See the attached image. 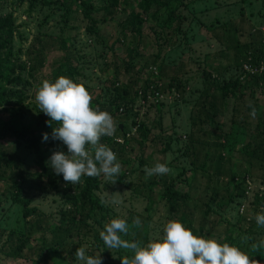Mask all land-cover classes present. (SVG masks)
Segmentation results:
<instances>
[{"label":"rangeland","instance_id":"rangeland-1","mask_svg":"<svg viewBox=\"0 0 264 264\" xmlns=\"http://www.w3.org/2000/svg\"><path fill=\"white\" fill-rule=\"evenodd\" d=\"M0 7V56L9 60L5 65L15 79L2 83L14 91L1 97L0 118L40 137L48 163L53 152L67 154L66 145L51 138L58 124L40 112L35 95L71 62L68 78L84 85L92 107L110 113L118 125L101 143L116 154L121 172L115 184L97 176L94 196L123 200L92 214L88 231L56 242L54 233L70 208L67 193H77L83 179L73 186L51 167L47 178L40 176L29 143L2 139L0 264H80L74 254L81 246L107 264H121L120 258L134 253L108 249L100 238L116 218L129 225L122 238L141 246L162 238L167 222L177 220L194 235L239 247L257 261L252 245L264 241V227L255 220L264 209V159L243 149L264 127V59L250 64L248 44L264 45V0H0ZM4 22L11 23V34ZM246 80L254 90L244 87ZM228 85L227 97L206 96L213 86ZM218 135L224 146L215 153ZM251 148L264 154V146ZM9 159L22 162L24 175L33 174L22 198L38 210V220L25 216L13 199L22 181ZM157 163L172 171L146 179L145 166ZM166 187L189 199L170 198ZM172 206L179 209L172 213Z\"/></svg>","mask_w":264,"mask_h":264},{"label":"clouds","instance_id":"clouds-1","mask_svg":"<svg viewBox=\"0 0 264 264\" xmlns=\"http://www.w3.org/2000/svg\"><path fill=\"white\" fill-rule=\"evenodd\" d=\"M35 100L40 112L58 124L51 138L61 141L67 147V154L56 151L50 156L49 163L54 173L62 175L63 180L73 186L82 183L84 176L101 175L115 184L122 166L116 154L101 143V139L105 136L113 137L118 125L110 113L100 110L98 106L92 107L93 97L87 88L60 76L55 82L43 81ZM255 113L256 109L253 108V117ZM48 139L49 135L44 133L43 141ZM171 171L165 163L144 168L146 179L154 175H166ZM101 203L119 206L123 200L112 196L110 201L102 200ZM255 220L259 227H264V209L256 215ZM133 224L139 226V218ZM163 233L162 238L141 246L137 240L122 238L130 234L129 225L125 219L116 218L104 225L100 238L108 249H124L134 253L131 258H120L121 264H259L239 247L198 237L177 220L167 222ZM259 247H264V241L252 245L254 250ZM74 255L80 264H103L100 254L88 255L83 246L78 247Z\"/></svg>","mask_w":264,"mask_h":264},{"label":"trees","instance_id":"trees-1","mask_svg":"<svg viewBox=\"0 0 264 264\" xmlns=\"http://www.w3.org/2000/svg\"><path fill=\"white\" fill-rule=\"evenodd\" d=\"M156 2L159 4V0H156ZM87 7H91L89 4H87ZM2 7H0V10ZM2 28L5 29L9 34H11V23L4 22L2 25ZM256 43L253 45L252 43H248L249 47L251 49V57L252 59L249 60L250 64H258L260 59H264V45L262 41H255ZM234 50L236 48L234 47ZM246 52H248L247 48L245 49ZM41 58L43 60L44 52L43 50L40 52ZM237 59L240 58V54H236ZM9 60L7 58H1L0 56V99L3 96L8 95L10 92L14 91L13 87L7 88L5 87L3 82L13 85L15 79L12 78L11 73L13 74L14 70L7 67L5 63H8ZM74 73V68L72 67V63L69 61H66L65 64H62L58 67V69L55 70V80L59 78L60 76L64 77H71ZM234 87V85H232ZM250 87L254 90V87H252L248 81L246 80V83L244 87ZM40 87V86H39ZM212 88L214 92L207 91L206 96L208 98L212 97L213 99L219 97V98H225L227 97V92L231 93V87L230 85L221 87L219 86H213ZM211 89V90H212ZM221 91L222 93H220ZM219 92V93H218ZM9 98V97H7ZM221 102V101H220ZM217 114V113H216ZM215 114V115H216ZM210 115V114H208ZM4 121L0 118V142L2 139H5L9 136L15 137L19 140H24L26 143H29L35 153V157L37 160V163L40 167L39 173L40 176L48 177V169L50 168V163L47 162L46 156L44 152L42 151L41 145H40V137H32L29 135L30 133L26 131L28 128H25L22 130V126L19 124H14L11 119H5ZM46 133L43 131V134ZM255 136L251 135L249 137V145L244 147L243 152L246 156L252 157L253 159H264V154L260 155L257 153L256 150H252L251 146L253 144H256L257 146H264V127L260 130V133H254ZM221 139V136L218 135V140L216 141V146L214 148L215 153H218L221 151L224 144L219 143L218 141ZM58 143L64 146V144L58 140ZM264 152V151H263ZM10 166L15 168V170L18 172L17 178L21 179L22 183L19 187H16V193L13 197L14 201L18 202L19 204L24 206V215L25 216H34L37 215V220L39 218V212L36 208L29 207V200L23 199L22 194L24 191V184L27 180H30L33 176V174H27L24 175L23 173V167L22 162H20L17 159H9ZM96 177H88L84 176L83 179V185L81 188H79L78 192L75 194H69L67 193L66 202L70 205V208L63 213L60 219L61 226L58 228V230L54 233V239L56 242H66L69 240H72L73 238L77 237L79 234H81L82 231H88L89 224L88 220L91 218V215L94 214L97 211L103 212L106 210V205L102 204L101 201L97 197L94 196L95 190L98 188V186L94 183ZM166 191L170 194V198L178 199L179 201H185L189 199L188 195H184L180 193L179 191L166 187ZM181 208V207H180ZM172 213H175L179 208H173V206L170 208ZM184 220V218H183ZM62 222H64L62 224ZM198 237H201L199 235H196ZM255 253H252V255H255L257 261L259 263H263L264 261V250L261 248H258ZM103 264H107L103 261Z\"/></svg>","mask_w":264,"mask_h":264}]
</instances>
